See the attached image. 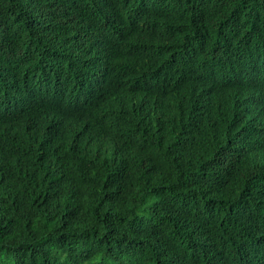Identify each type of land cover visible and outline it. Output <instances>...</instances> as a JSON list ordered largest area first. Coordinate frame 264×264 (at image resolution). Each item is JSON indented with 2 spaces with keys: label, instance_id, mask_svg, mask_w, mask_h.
Instances as JSON below:
<instances>
[{
  "label": "trees",
  "instance_id": "obj_1",
  "mask_svg": "<svg viewBox=\"0 0 264 264\" xmlns=\"http://www.w3.org/2000/svg\"><path fill=\"white\" fill-rule=\"evenodd\" d=\"M0 264H264V0H0Z\"/></svg>",
  "mask_w": 264,
  "mask_h": 264
},
{
  "label": "clouds",
  "instance_id": "obj_2",
  "mask_svg": "<svg viewBox=\"0 0 264 264\" xmlns=\"http://www.w3.org/2000/svg\"><path fill=\"white\" fill-rule=\"evenodd\" d=\"M101 48H102L103 53H104V55H105L106 58L107 57H112V56L116 55L114 52L110 51L109 49H107L105 47H101ZM20 113H23V112H20ZM17 136H23V135H22V133H20V131H17Z\"/></svg>",
  "mask_w": 264,
  "mask_h": 264
},
{
  "label": "bare ground",
  "instance_id": "obj_3",
  "mask_svg": "<svg viewBox=\"0 0 264 264\" xmlns=\"http://www.w3.org/2000/svg\"><path fill=\"white\" fill-rule=\"evenodd\" d=\"M257 109H259L258 106H256ZM249 141L246 142V144H248ZM219 165V164H218ZM165 166V165H164ZM240 166V165H239ZM214 169V168H213ZM161 170V169H160ZM215 170V169H214ZM237 173V172H236Z\"/></svg>",
  "mask_w": 264,
  "mask_h": 264
}]
</instances>
